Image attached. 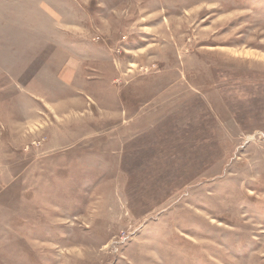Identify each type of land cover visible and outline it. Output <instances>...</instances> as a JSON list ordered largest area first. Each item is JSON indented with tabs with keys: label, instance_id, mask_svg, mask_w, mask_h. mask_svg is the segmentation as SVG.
I'll return each instance as SVG.
<instances>
[{
	"label": "rangeland",
	"instance_id": "obj_1",
	"mask_svg": "<svg viewBox=\"0 0 264 264\" xmlns=\"http://www.w3.org/2000/svg\"><path fill=\"white\" fill-rule=\"evenodd\" d=\"M0 264H264V0H0Z\"/></svg>",
	"mask_w": 264,
	"mask_h": 264
}]
</instances>
